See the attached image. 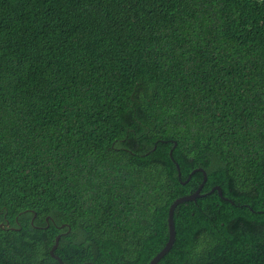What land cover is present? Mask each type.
I'll use <instances>...</instances> for the list:
<instances>
[{
	"label": "trees",
	"instance_id": "trees-1",
	"mask_svg": "<svg viewBox=\"0 0 264 264\" xmlns=\"http://www.w3.org/2000/svg\"><path fill=\"white\" fill-rule=\"evenodd\" d=\"M195 168L155 264H264V0H0V264H146Z\"/></svg>",
	"mask_w": 264,
	"mask_h": 264
},
{
	"label": "water",
	"instance_id": "water-1",
	"mask_svg": "<svg viewBox=\"0 0 264 264\" xmlns=\"http://www.w3.org/2000/svg\"><path fill=\"white\" fill-rule=\"evenodd\" d=\"M175 164V163H174ZM175 168L178 170L177 165L175 164ZM194 171H199L200 175H201V179L200 182L198 183V185L196 186V188L188 194L179 196L177 198H175L168 206L167 208V213H166V225H167V238L166 241L164 242L163 246L149 259V261L146 264H155L156 261L163 256V254L170 248L171 243L173 241L174 238V227H173V221H172V212H173V208L176 204L184 202V201H189V200H194L196 197L202 196L204 195V193H198L199 188L201 186V183L204 180V171L202 170V168H195L193 170H191L189 173H192ZM189 173L187 174L186 178L188 177ZM176 175H178V173H176ZM185 181V180H184ZM212 190H216L218 195H220V189H218L217 186H212L208 189V191H212ZM223 199H225L223 197ZM46 219H48L47 216H45ZM64 225H68L67 223H61L60 225H58V227H62ZM69 227V225H68ZM60 233L55 235L54 238V242L52 244V246L49 249V252L51 254L52 257H54L56 260H58L57 264H61V258L54 253V249L57 246L58 243V239H59ZM82 264H94L91 261H85Z\"/></svg>",
	"mask_w": 264,
	"mask_h": 264
}]
</instances>
